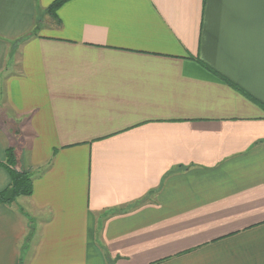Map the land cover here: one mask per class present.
<instances>
[{"label": "crops", "instance_id": "1", "mask_svg": "<svg viewBox=\"0 0 264 264\" xmlns=\"http://www.w3.org/2000/svg\"><path fill=\"white\" fill-rule=\"evenodd\" d=\"M54 1L0 0V264H264V0Z\"/></svg>", "mask_w": 264, "mask_h": 264}, {"label": "trees", "instance_id": "2", "mask_svg": "<svg viewBox=\"0 0 264 264\" xmlns=\"http://www.w3.org/2000/svg\"><path fill=\"white\" fill-rule=\"evenodd\" d=\"M67 0H55L49 7V12H55ZM232 84V83H231ZM0 166L4 167L10 177V185L0 190V202L12 204L20 196H31L34 191V179L42 174L44 170H34L32 166L26 167L20 162L17 147L9 145L6 149V157L0 162ZM35 227L31 225L30 233H34ZM30 233L26 242L30 240ZM31 235V236H32Z\"/></svg>", "mask_w": 264, "mask_h": 264}, {"label": "rangeland", "instance_id": "3", "mask_svg": "<svg viewBox=\"0 0 264 264\" xmlns=\"http://www.w3.org/2000/svg\"><path fill=\"white\" fill-rule=\"evenodd\" d=\"M12 56V52L10 53V57ZM27 246H30V245H27Z\"/></svg>", "mask_w": 264, "mask_h": 264}]
</instances>
